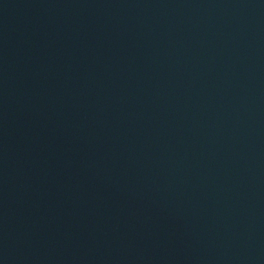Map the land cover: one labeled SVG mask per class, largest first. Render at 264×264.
Returning a JSON list of instances; mask_svg holds the SVG:
<instances>
[{"label": "water", "instance_id": "obj_1", "mask_svg": "<svg viewBox=\"0 0 264 264\" xmlns=\"http://www.w3.org/2000/svg\"><path fill=\"white\" fill-rule=\"evenodd\" d=\"M0 264H264V0H0Z\"/></svg>", "mask_w": 264, "mask_h": 264}]
</instances>
